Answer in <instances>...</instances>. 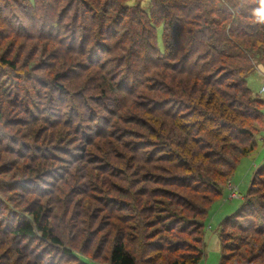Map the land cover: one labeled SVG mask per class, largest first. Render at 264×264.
Returning <instances> with one entry per match:
<instances>
[{
    "label": "rangeland",
    "instance_id": "obj_1",
    "mask_svg": "<svg viewBox=\"0 0 264 264\" xmlns=\"http://www.w3.org/2000/svg\"><path fill=\"white\" fill-rule=\"evenodd\" d=\"M51 2L55 3L54 0ZM70 2L71 0H67L57 8V22ZM25 3L27 4V1L23 0L0 1V54L6 55L17 65L14 73L0 66V264H80L78 257L88 264H111L112 249L120 241L124 242L127 251L135 256L137 264H170L171 260L194 252L193 240L201 237L206 238L207 245V256L201 264H220L219 236L222 232V221L239 208L254 174L264 164V65L258 66V73L248 78V84L254 92L251 98L259 100L255 107L263 112L257 119L251 117L245 122L246 127L253 131V138L247 137L246 143L254 144L255 148L249 155L242 157L236 171H233V179L221 184V187H226L227 190L224 196L218 197L219 201L212 205L205 231H199L189 227L193 214L178 207L179 198L175 193L195 199L211 194L207 193L204 187L184 182L183 179L177 184L166 183L167 172L174 170L173 161H160L164 153L156 154V151L161 149L153 143V146H150V141L142 138H150L148 132L134 124L139 118L140 121L146 122L158 117L154 110L162 103H166L163 106L166 111L172 110L175 104L173 99L177 97L161 90L160 80L155 81L154 69L151 65H146V75L142 72L140 77L134 79L133 73L131 77H125L124 73L113 79L116 86L118 82H122L123 88H114L108 93L109 102L118 101L117 104L110 103L113 105L111 110L114 114H111L112 125L92 121L90 124L96 128L82 127L78 131L75 129L77 125H55L56 122L51 121L60 118L64 124L71 118L69 114L74 111L70 110L68 105L71 98H67L55 88L53 81L50 82L49 78L54 77L58 71L54 66L43 64L48 62L47 56L59 48L60 39L51 42L44 40L43 36L35 35V28L41 24L39 19H34L35 26L29 13L23 11L22 6H25ZM127 4L148 10L152 1L128 0ZM76 11L77 8L68 13L63 22L68 28L63 27L61 39L67 44L73 40L70 28H73ZM134 12L135 10L132 13ZM15 13L21 15V20H25L24 16L30 21L24 25L21 20L20 24L17 20L10 23L9 18L14 19ZM132 13L122 22H127L125 25L118 26L119 36L124 33L126 25L131 21L135 22V15ZM139 18L140 16H137V19ZM88 21L79 19L77 26L86 24L97 31L98 24L92 25L90 18ZM57 22L53 24L57 25ZM159 27L156 31L158 45L164 52V27ZM93 42L86 43V48L93 46ZM76 46L77 49L80 48ZM78 50L80 52V49ZM81 50L84 52L83 48ZM97 52L98 50L95 53ZM87 53L85 64L88 68L83 75H72L61 84L67 86L72 93L82 92L81 87L88 84L87 91H83L84 96L97 95L100 94L101 88L92 87L102 82L101 76H104V72L111 73L108 71L110 69L102 71L100 66L113 55H105L104 51L100 50L102 55L97 59L95 56L92 58L89 50ZM132 59L137 63L136 67H143L139 65L136 55ZM139 78L145 79L142 86ZM72 101L74 106L78 105L80 99L73 98ZM132 118L137 120L132 122ZM165 121L171 123L170 118ZM186 122L181 120L182 124ZM38 128L42 131L37 133L36 142L33 132ZM103 130H106L103 137L98 136L97 132L102 133ZM63 131H67L66 141L65 144H60ZM14 139L21 143L15 142ZM35 143H39L41 147L34 148L32 145ZM45 145L61 147L62 152L58 154L57 159L47 160L51 167L42 174L43 177L39 174L30 176L28 168L32 167L31 157L34 154L38 155V158L44 155L48 150ZM133 145L138 148L139 154L131 152ZM141 155L151 158V165L143 162L136 164L137 159L142 158ZM4 164L9 165L4 167ZM135 164L136 168L150 165L154 175H149L145 169L140 171L139 175H134ZM260 186L257 185L256 188L262 196L264 189ZM192 187L197 188L194 190ZM179 203H182L181 200ZM34 205L43 207L45 218L54 234L63 242L62 245H54L42 238H14L10 234V226L17 224L22 217L33 222L28 212ZM165 206L171 213L175 211L173 214L176 217H171L164 211ZM142 207L148 209L140 214ZM10 210L19 214V217L14 218L15 215H12ZM179 215H183L186 222L179 223ZM165 216H170L166 222L160 219ZM168 226L173 229L167 230L170 229ZM226 232L242 236V233H235L230 226ZM231 242L228 241V244ZM66 249L73 251L77 258L69 257L65 253Z\"/></svg>",
    "mask_w": 264,
    "mask_h": 264
},
{
    "label": "trees",
    "instance_id": "obj_2",
    "mask_svg": "<svg viewBox=\"0 0 264 264\" xmlns=\"http://www.w3.org/2000/svg\"><path fill=\"white\" fill-rule=\"evenodd\" d=\"M23 1H27V4L22 6L23 11L29 13L32 20L39 19L41 24L35 28V35L43 36L44 40H51V42H57L60 39L59 48L47 56L48 62L43 63L54 66L58 71L52 78L49 74L50 82L53 81L55 88L67 98H71L72 103H74L73 98L80 99L79 106H73L71 102L68 104L70 110L74 109L69 114L71 118L64 124L60 118L51 121L56 122L55 125L61 124L65 127L77 125L76 131L82 127H93L94 125L90 124L92 121L112 125L111 114H114L111 110L113 105L111 106L110 103L115 104L117 100L109 102L108 93L111 89L123 88L122 82H118L116 86L113 79L124 73H126L125 77H131L133 73L134 79L140 77L142 72L146 75L148 71L146 65H151L154 69L155 81L160 80L161 90L167 91L172 97H177L173 99L175 104L172 110L166 111L163 107L166 103H162L154 110L158 113L156 114L158 117L146 122L140 121V118L138 122H135L134 119H137L132 118V122L134 121L135 125L148 132L147 135L150 138L141 137L150 141V146L154 144L161 149L156 151V154L164 153L160 161L167 163L173 161L174 170L167 172L168 178H165L168 182L166 183L177 184L183 179L184 182L204 187L205 191L211 194V196L205 194L201 196V199L196 197L199 199L196 200L174 192L178 200L182 202H177L178 207L193 214L189 220L191 223L189 227L204 232L212 205L219 201L218 197L222 198L227 190L226 187H221V184L233 179L242 157L249 155L255 148L254 144L246 143L247 137L253 138V131L246 127L245 122L251 117L257 119L263 115L262 110L255 107V103L259 100L251 98L254 92L248 84V78L258 73V66L264 65V15L261 14L264 12V3L262 0H151L152 4L148 10L141 6H129L128 0H71L58 22L56 21L57 8L67 0H54L55 3L51 2L53 0ZM75 8L77 11L76 16L73 17L74 25L70 28L73 40L67 44L61 39L64 33L63 27L68 28L63 22L67 14ZM129 13L135 15V22L131 21L129 25H126L124 33L119 36L118 26L127 23L122 22ZM14 15H16L14 19L9 18L10 23L17 20L18 24L21 22L24 25L30 21L24 16L25 20H21V15L18 13ZM137 16L140 18L137 19ZM89 18L92 25L98 24L97 31L87 27L86 24L77 26L79 19L87 22ZM53 22H57V25ZM159 26L164 27L162 32L164 52L158 45L156 31L160 28ZM89 41H94V45L87 49L86 43ZM76 45L80 47L78 48L80 52ZM88 50L92 58L95 56L98 59L102 55L100 50L104 51L105 55L109 54L113 57L105 59L106 62L100 66L102 71L110 69L108 71L111 75L104 72V76H101L102 82L92 87L101 88L100 94L84 96L83 91H87L88 84L81 87L82 92L73 91L72 93L61 83L66 78L70 79L72 75H83L88 68L85 64ZM97 50L98 52L95 53ZM134 55L139 65L143 66L142 68L136 67L137 63L132 59ZM49 61L52 64H49L51 63ZM0 66L12 73L17 70L16 63L3 54H0ZM139 80L142 86L145 79L139 78ZM1 118L0 113V120ZM167 118H170V124L165 121ZM182 119L183 122L185 120L187 122L182 124ZM40 131L42 129L38 128L33 132V139L36 142H38L36 135ZM105 132L106 130H103L102 133L100 131L97 134L103 137ZM66 136L67 131L63 133L60 144L63 142L65 144ZM14 141L21 143L16 139ZM32 146L41 147L39 143ZM45 146L48 150L44 155L39 156L40 160L38 155L34 154L31 157L33 158L32 167L28 168L30 176L39 174L43 177L42 174L49 171L48 168L51 167L47 160L57 159L58 154L62 152L61 147ZM131 152L139 154L138 148L135 147ZM146 156L141 155L142 158L139 157L136 164L143 162L151 165L153 160ZM136 164L134 175H139L140 171L145 170L149 172V175L154 173L150 165L136 168ZM8 165L4 164V167ZM263 175L264 164L254 174L239 208L222 221V232L219 236L220 264H264V195L261 196L256 188L257 185H261L260 187L264 189ZM142 209L140 214L148 208L142 207ZM165 209L164 211L171 217H176L173 214L175 211L171 213L166 206ZM43 210L42 206L34 205L28 212L33 222L22 217L17 224L10 226V234L14 238H42L54 245H62L63 242L54 234ZM10 212L12 215L14 213V218L19 217L15 211L10 210ZM169 217L160 219L166 222ZM141 219H143L142 216ZM177 219L179 223L185 221L183 215H179ZM229 226L235 233H242V236L227 233L226 229ZM168 228L170 229L167 230L173 229L169 226ZM193 241L195 245L200 246L193 244L194 252L185 257L173 259L170 264H201L207 256L206 238L201 237ZM228 241H232L231 244H228ZM65 253L72 259L77 258L69 249H66ZM77 259L80 264H88L80 257ZM111 264H137V261L135 256L127 251L125 243L120 241L112 249Z\"/></svg>",
    "mask_w": 264,
    "mask_h": 264
},
{
    "label": "clouds",
    "instance_id": "obj_3",
    "mask_svg": "<svg viewBox=\"0 0 264 264\" xmlns=\"http://www.w3.org/2000/svg\"><path fill=\"white\" fill-rule=\"evenodd\" d=\"M262 3H264V0H262ZM261 14L264 15V12H262Z\"/></svg>",
    "mask_w": 264,
    "mask_h": 264
},
{
    "label": "built area",
    "instance_id": "obj_4",
    "mask_svg": "<svg viewBox=\"0 0 264 264\" xmlns=\"http://www.w3.org/2000/svg\"><path fill=\"white\" fill-rule=\"evenodd\" d=\"M264 90V88H262Z\"/></svg>",
    "mask_w": 264,
    "mask_h": 264
}]
</instances>
